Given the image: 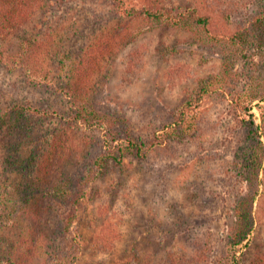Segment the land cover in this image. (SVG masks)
Returning a JSON list of instances; mask_svg holds the SVG:
<instances>
[{
	"label": "rangeland",
	"instance_id": "rangeland-1",
	"mask_svg": "<svg viewBox=\"0 0 264 264\" xmlns=\"http://www.w3.org/2000/svg\"><path fill=\"white\" fill-rule=\"evenodd\" d=\"M155 1L47 0L27 30L1 40L9 55L26 40L45 41L50 59L0 57V264H30L33 255L58 264H223L237 204L252 191L243 260L264 264V102L246 114L239 97L248 86L246 98L263 95L264 0ZM156 4L206 24L151 21L144 10ZM115 34L120 47H109L89 96L113 125L107 137L73 121L64 86L88 45ZM200 94L186 114L195 130L184 132L179 113ZM61 136L73 158L54 166ZM129 138L142 156L96 166L104 140L115 148ZM75 200L67 232L62 216Z\"/></svg>",
	"mask_w": 264,
	"mask_h": 264
},
{
	"label": "trees",
	"instance_id": "trees-1",
	"mask_svg": "<svg viewBox=\"0 0 264 264\" xmlns=\"http://www.w3.org/2000/svg\"><path fill=\"white\" fill-rule=\"evenodd\" d=\"M155 1V0H154ZM47 0H0V42L1 40H7V37H14L15 34H17L19 31H25L28 29L29 26H31L36 21V16L46 9ZM116 2V1H115ZM154 3H157L155 1ZM121 8L124 10L123 14H118L119 17L125 18L126 16H129V13L126 12L125 5L121 6ZM146 13L145 15L148 17L149 20H157L162 21L168 24H174L178 26L179 28L183 26H190L191 24L197 25H205V20L201 17H197V14L194 13L192 21H185L186 18H182V14L184 11L178 12L175 9H170L167 6H158V4L155 5V7L151 8L150 10L145 9ZM262 16V24L258 21V25L261 28V30L264 32V9L261 13ZM207 31V30H206ZM116 37L114 39L110 38H103L101 41H93L91 42L86 50L84 51L81 59L76 63L74 68L70 71L69 79L66 82L64 86L65 94L69 99L71 100V103L73 105L74 109V116L73 121L76 124H82L85 127H92L97 128L98 130H103L105 132V136L109 137V135L112 133L113 125L110 124V121L108 120L107 115H102L98 111V106L96 103H93L90 101V94L93 93L92 85H91V79L94 77V75H102L107 71H104L103 68V58L106 53L109 52V47L115 46V48L120 47L121 37H118L113 35V37ZM32 37V35H31ZM261 40L260 47L262 49V62L264 66V38ZM105 40V42L102 43V41ZM45 41L41 42H34V45L29 41L26 40V42H22L20 44L19 53H15L12 55H9L8 49H2L0 50V57L1 59L6 56L9 58L10 62L16 61L21 62V60H29L35 55L40 56L43 58V61L49 62L50 59V52L49 49L45 51V46H47V43H44ZM45 51V52H43ZM110 54V53H109ZM2 61V60H1ZM247 88H250L249 91H242L239 93V97L242 99L240 102H242V110L244 113L249 114L251 112V106L255 100H259L261 102H264V88L258 89L263 95L262 96H256L246 98L247 93L252 91L253 88L251 86H248ZM246 88V89H247ZM202 98V94L198 95L193 99V101H190L187 103V111L183 110L181 111V114L179 116L181 127H183L184 132H189L190 130L194 129V123L190 124L187 122L186 114L189 113L195 114L194 109L198 104L200 103ZM194 100H196L194 102ZM259 109L261 110L262 114V122L264 124V105L259 106ZM73 124V123H72ZM252 125H255V123H252ZM259 128V127H258ZM256 128V129H258ZM64 135V134H63ZM86 136V135H85ZM84 136V139H85ZM159 138H165L164 134L161 135ZM87 141V144L91 142L89 141L88 137L85 139ZM164 140V139H163ZM74 139L71 143L72 146H75L73 144ZM105 145V151L106 155H102L99 157V159L96 160V166H99L100 168L104 167L103 163L106 159L111 158L115 162L120 163L122 162V158L129 152L131 154L134 153L135 156L137 155H143L144 147L142 144L138 143L136 140H133L132 138H129L126 140V145H118L115 148H113L109 141L106 139L104 140ZM157 142H160L159 140ZM58 147H55L50 152V157L55 160L54 166L56 163H60L61 159L65 160V162H71L73 155L69 152L68 148V142L63 140V137L61 136V139L59 141ZM86 144V145H87ZM67 146V147H66ZM76 147V146H75ZM79 149V147H76ZM58 161V162H57ZM52 167L47 168L46 172H50ZM255 174L259 175L260 167L257 166V163L253 165ZM51 192L55 193V196L58 197L59 194L63 193V187L55 184L52 186ZM257 193L251 192L249 195L241 198L237 204L236 211H235V222L233 227L230 231V237L228 240V247L226 252V257L223 264H245L243 260V249L245 246L249 243V237L253 231L254 228V221H253V206L255 202V197ZM63 196V195H61ZM76 202H73L72 205L75 207V209H72L70 212L63 214V223L65 224V231L70 232L71 226L73 222H75L76 218V211L77 207L79 205V201L75 200ZM18 217V214L17 216ZM10 254V252L8 253ZM13 255V254H10ZM27 255V253H26ZM44 255V254H43ZM45 256V255H44ZM49 257V258H48ZM46 256L43 259H40L37 257L35 259L34 255L30 258V264H58V256ZM51 258V259H50ZM74 258H72L73 260ZM16 260H13V258L9 259L7 264H17L15 262ZM28 261V260H27ZM64 261V260H63ZM63 264H67L64 263ZM68 264H71L68 263Z\"/></svg>",
	"mask_w": 264,
	"mask_h": 264
}]
</instances>
